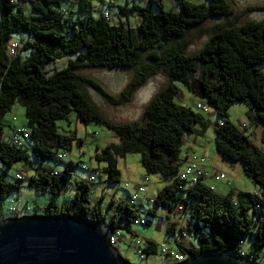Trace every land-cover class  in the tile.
Instances as JSON below:
<instances>
[{"label":"trees","instance_id":"trees-1","mask_svg":"<svg viewBox=\"0 0 264 264\" xmlns=\"http://www.w3.org/2000/svg\"><path fill=\"white\" fill-rule=\"evenodd\" d=\"M173 1L178 6L175 11L164 9L162 0H147L131 7L117 5L119 16L135 15L139 19L137 26L130 28L120 22L113 24L98 10L99 16L93 18L88 0H0V164L4 167L0 201L17 192L25 180L14 178L9 183L5 179L7 170L17 163L31 167L36 162L35 175L25 181L37 196L49 197L43 209L45 216L66 213L104 225L105 216L98 203L91 205L89 201L88 181L75 182L71 201L60 205V210L56 206L57 198L69 184L68 169L75 166L73 162H66V170L59 176H52L51 171L56 169L42 164L59 150H69L75 140L74 136L59 134L55 125L73 112L79 123L103 126L119 141L94 155L96 163L105 165L97 171L105 175L107 183L119 181L117 158L129 153L140 156L146 175L162 177L165 184L153 204L166 209L167 218L174 212L180 218H188L183 231L188 240L194 241L189 240L187 245L176 243L177 253L188 258L231 255L256 264L255 258L264 247V153L228 120V110L240 102L246 107L248 121L264 128V20L238 23L244 14L263 12L264 4L235 12L231 0L200 4ZM21 3H29V14ZM37 7V13L32 14ZM216 18L223 21L204 27ZM14 35L24 37L18 48L30 52L24 60L18 55L13 59L7 56L6 47ZM194 36L206 41L189 53ZM80 51L82 54L68 61L64 69L49 76L44 72L45 64ZM124 68L132 69L133 76L116 97L93 80L75 74L79 69ZM158 73L164 74L169 83L152 97L135 122L112 123L95 109L80 88V84L87 85L108 104L121 106ZM193 82L198 84L202 98L198 104L205 105L220 119L214 124L216 152L222 159L242 165L243 174L259 187L257 196L244 192L218 195L204 178L196 183L179 178L184 134H194L197 126L206 128L200 114L204 112L198 109L197 113L174 102L178 93L174 83L195 92ZM15 102L24 105L29 151L1 140L4 116ZM58 161L54 157V162ZM213 174L210 172L209 177ZM116 210L105 227L131 233L133 220L139 219L136 212L129 203L118 204ZM147 214L154 216L150 211ZM176 231L180 234L176 224L169 223L166 232L173 235ZM250 240L252 249L247 252L245 246ZM146 242L141 253L155 254L154 243Z\"/></svg>","mask_w":264,"mask_h":264},{"label":"rangeland","instance_id":"rangeland-1","mask_svg":"<svg viewBox=\"0 0 264 264\" xmlns=\"http://www.w3.org/2000/svg\"><path fill=\"white\" fill-rule=\"evenodd\" d=\"M107 1V0H106ZM114 5L109 8L107 5L97 9L99 3H90L93 7L92 16L97 18L99 12H107L109 14L110 22L118 24L119 22L130 28H135L139 23V19L135 15H129L123 17L118 15L117 5L131 7L132 5H141L142 0H112ZM193 3H207V0H189ZM233 9L235 12L244 10L246 7L263 5L264 0H231ZM164 9L175 11L178 6L175 5L173 0H162ZM117 4V5H116ZM22 8L26 10V13H30L29 3H21ZM174 7V8H173ZM37 9H33L32 14L37 13ZM98 10V11H97ZM261 21L264 20L263 12H252L244 14L239 24L244 21ZM222 18H216L208 21L205 24V28H209L222 22ZM23 36L14 35L13 41L21 47V39ZM206 41V38L194 36L192 38V44L188 49V52L192 53L199 49ZM29 51H21L19 49L17 55L24 60L29 56ZM78 54H82V51L74 55L64 56L53 63L44 65V72L47 76L52 75L54 72L64 69L67 66L68 61H73ZM75 74L93 80L102 87L109 95L116 97L130 82L133 76V70L124 69H79L75 71ZM169 83L168 78L162 74L149 78L145 84L140 87L132 96V99L126 105L112 106L104 101V99L93 89L87 85L80 84V88L84 91L91 104L97 109L104 117H106L112 123H129L140 120L143 108L149 103L152 97L159 92L162 86ZM178 93L174 98V102L180 106L189 107L194 112L200 113L196 109V105L202 100L200 99V90L196 82H193L192 87L195 92H192L186 88L185 85L180 83H174ZM246 107L240 103H233L228 110V118L230 122L236 127L242 129V133L246 135L250 141L257 144V146L264 150V128L255 130V135H252L255 127L252 125L245 116ZM205 121L206 128L203 129L199 126L197 130L201 132L200 136H194V134H184L185 144L180 149L179 158L183 159L187 154L195 155L196 157L204 156L207 161V165L212 166L218 172L225 174L224 180H215L216 190L214 193L218 195H226L228 193L244 192L256 196L259 192V187L254 184L249 178H247L242 172V165L238 162H230L222 159L221 156L215 150V132L214 124L220 119L209 113H200ZM3 123L5 124L4 130L8 133L12 129L19 128L25 125L24 118V105L15 102L10 111L4 116ZM56 130L61 135L74 136L75 140L71 143L69 150H59L58 154L63 155L64 158L58 162H54L52 159L45 160L42 164L44 167H50L56 169L58 172H64L66 170V162L71 161L75 164L73 168H69V180L63 190L66 191V195H61L57 198V208L71 196L72 185L79 181H88L89 174L92 175L93 181L90 182V195L89 201L91 205L96 202L105 216V227L112 215L117 211L118 204H130V206L136 212L139 219L147 221V225H133L131 226V233L122 231L120 237H117L116 244L114 246L118 255L126 260L129 264H175L171 257L165 256L161 253L162 249L168 250L172 256L176 253L175 244L180 241V235L178 232H174L170 235L166 232L169 223L177 224L180 220L179 215L172 213L169 218L166 216V209L162 207H155L153 200L156 194L164 186L162 177L158 174L146 175L140 165V156L138 154H126L125 157L117 158V170L120 174V179L117 183H107L106 177L97 169L104 167V163H96L94 155L99 150L104 149L110 145H116L119 143L117 137L107 128L94 124V123H79L73 112H70L66 120H58L55 122ZM96 136H93V134ZM195 137V138H194ZM79 142L77 144L76 142ZM27 150L31 147L30 141L27 139L25 142ZM98 147V149H97ZM256 147V146H255ZM29 151V150H28ZM264 152V151H262ZM82 166H89L90 171L86 172L82 170ZM37 168V163L32 162V166H25L23 164H14L6 172V181L9 183L14 182V177L17 174L22 175L25 180L34 173ZM4 167L0 164V175L3 173ZM23 181L17 192L11 193L4 200L0 201V216L3 218L14 217L15 214L8 212V209L14 208L18 211L19 217H23L25 214V208L27 207L28 216L43 213V209L48 204V196H37L35 192L26 187V181ZM136 186H142L143 193L135 201L130 202L129 195ZM36 204V205H35ZM37 207V209L35 208ZM150 211L154 214L153 217L148 216L147 212ZM191 242L194 241L189 238ZM144 241L154 243L156 253L150 255H143L141 249L143 248ZM135 242H139L140 247L135 248ZM245 249L249 252L252 249V240L246 243ZM256 264H264V247L261 248L257 257L255 258Z\"/></svg>","mask_w":264,"mask_h":264},{"label":"water","instance_id":"water-1","mask_svg":"<svg viewBox=\"0 0 264 264\" xmlns=\"http://www.w3.org/2000/svg\"><path fill=\"white\" fill-rule=\"evenodd\" d=\"M0 264H129L99 224L66 213L0 220ZM175 264H254L208 254Z\"/></svg>","mask_w":264,"mask_h":264},{"label":"built area","instance_id":"built-area-1","mask_svg":"<svg viewBox=\"0 0 264 264\" xmlns=\"http://www.w3.org/2000/svg\"><path fill=\"white\" fill-rule=\"evenodd\" d=\"M90 3L92 2H96L99 3L97 5V9H101L102 8V3L104 2V0H88ZM147 0H142V2H146ZM14 3H17V0H13ZM103 17L107 20H109V14L107 12H103L102 13ZM18 48L19 45L17 43H15V41L13 42H9L7 44L6 47V52H7V56L9 59H13L17 56L18 53ZM196 108L199 109L200 111L204 112V113H208L209 109L203 105V104H197ZM220 126H222V123H219ZM242 129L245 128L244 126H241ZM93 136H96V134L94 133ZM28 139V131L25 128V126H20L19 128L16 129H12L10 132H6L4 129L2 131V137L1 140H3L4 142L9 143L10 145L17 147V148H22V149H26V144L24 143L26 140ZM64 156L63 155H56V160H61L63 159ZM82 170L89 172L90 169L88 166H82ZM214 171L213 177L215 180H224L225 179V174L222 172H218L216 170H212V168H210L207 165V161L204 157H196V156H192V158L188 159L182 170L179 173V178L181 180L184 181H189L190 183H196L199 179L204 178L206 179L207 177L210 176V172ZM51 175L52 176H59L61 175V172H58L56 170H52L51 171ZM16 180H23L24 177L20 174H17L14 177ZM93 178L92 176L89 177L88 182H92ZM143 193V188L142 186H136L134 190H132V193L129 195V201L135 202ZM1 209V207H0ZM27 207L25 208V214L24 216L28 215L27 214ZM179 211V210H178ZM8 212L11 214H15L18 215V211L15 210L14 208L8 209ZM15 217V216H14ZM5 219L2 216H0V220ZM260 220V219H259ZM188 223V218L183 217L180 218L179 222L176 224L177 226V230L179 231V235H180V241L182 242V244L187 245L188 243V238L185 235L183 228L184 226ZM133 225H146V221L143 219H135L133 220ZM101 227L103 225L99 224ZM105 229L107 238H108V243L109 245L113 248L116 244V240L117 237H120V232L119 231H113L108 227H103ZM181 231V232H180ZM146 241L143 242L144 246L143 248L146 246ZM141 245H139V242H135V248L137 249L138 247H140ZM142 248V249H143ZM161 253L165 256L171 257L173 262H182L185 261L186 259H188V257L185 254L182 253H174L172 256L170 255V252H168V250L162 249ZM243 253L240 252V256L243 257Z\"/></svg>","mask_w":264,"mask_h":264},{"label":"crops","instance_id":"crops-1","mask_svg":"<svg viewBox=\"0 0 264 264\" xmlns=\"http://www.w3.org/2000/svg\"><path fill=\"white\" fill-rule=\"evenodd\" d=\"M105 2H104V6L105 5H107V6H109V7H112L113 5H114V2L112 1V0H104ZM117 5V4H116ZM200 97V99H202L201 98V96H199ZM228 120H229V118H228ZM230 121V120H229ZM232 123V122H231ZM233 124V123H232ZM255 127V129H254V131H252V135H255V130H257V129H261L260 128V126H254ZM201 135V132L199 131V130H197L196 129V132L194 133V136L196 137V136H200ZM194 137V138H195ZM248 140H249V138H248ZM249 142L257 149V150H259L261 153H264V152H262V151H264V150H262V148L260 147H258L257 146V144H255V143H253L252 141H250L249 140ZM185 144V143H184ZM98 148V147H97ZM190 156H195L194 154L193 155H190ZM200 157H204V156H200ZM188 158H190L187 154L184 156V158L183 159H180L179 158V161H180V168H179V170L181 171L182 170V168H183V166H184V162H185V160L186 159H188ZM209 167H211V168H213L212 166H210V165H208ZM89 167V166H88ZM90 168V167H89ZM103 168V167H102ZM92 169V168H91ZM99 169H101V168H99ZM214 169V168H213ZM216 170V169H215ZM213 173H214V171H212ZM33 175H35V172L34 173H32L29 177H31V176H33ZM88 176H92L91 174H89ZM106 179V178H105ZM215 179H214V177H208L207 179H205V183H206V185L207 186H210V187H213V190L215 191L216 190V185H215ZM69 183H70V180H69ZM260 193V190H259V192L256 194V196L258 195ZM70 194H71V196H69V198L67 199V200H65L62 204H64V203H67V202H70L71 201V199L73 198V196H74V192H73V188H72V191L70 192ZM64 195H66V191H63V196ZM61 204V205H62ZM36 205V204H35ZM35 208L37 209V207L35 206ZM59 210H60V207H59ZM34 215H44L43 213H41V214H37L36 212H35V214ZM245 246V245H244ZM245 251V250H244Z\"/></svg>","mask_w":264,"mask_h":264},{"label":"bare ground","instance_id":"bare-ground-1","mask_svg":"<svg viewBox=\"0 0 264 264\" xmlns=\"http://www.w3.org/2000/svg\"><path fill=\"white\" fill-rule=\"evenodd\" d=\"M89 169H91V168H89ZM177 263V262H176Z\"/></svg>","mask_w":264,"mask_h":264}]
</instances>
